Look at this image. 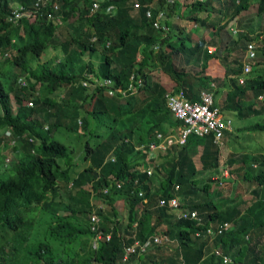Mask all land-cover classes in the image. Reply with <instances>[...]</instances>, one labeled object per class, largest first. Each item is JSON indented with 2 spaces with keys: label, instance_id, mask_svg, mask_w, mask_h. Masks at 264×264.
<instances>
[{
  "label": "trees",
  "instance_id": "obj_1",
  "mask_svg": "<svg viewBox=\"0 0 264 264\" xmlns=\"http://www.w3.org/2000/svg\"><path fill=\"white\" fill-rule=\"evenodd\" d=\"M36 1L0 0V55L8 53L0 58V226L6 230L0 264H264V152L227 150L230 175L246 182L250 195L222 199L215 195L223 185L198 175L223 165L212 131L170 145L155 164L161 173L155 188L158 175L147 173L144 155L130 141L182 124L153 70L174 80L172 93L200 101L212 82L222 110L260 117L224 128L221 142L237 139L239 129L264 130V103L256 104L264 66L239 83L243 61L236 52L253 38L252 14L264 25V0L256 10L250 0ZM51 44L64 54L36 62ZM188 55L193 65L200 60L196 73L177 69L175 57L182 64ZM212 57L223 76L210 75ZM248 60L260 64L259 57ZM14 68L25 85H15ZM221 88L224 97L216 100ZM72 136L83 141L81 164L68 145ZM10 142L9 155L2 149ZM174 193L182 206L197 210L195 217L170 210ZM117 199L125 200L124 222ZM95 212L98 227L111 236L92 247ZM224 222L228 227L218 231ZM152 235L168 238L171 248L159 251L162 242L154 243L122 259L125 245ZM217 246L231 260L216 254Z\"/></svg>",
  "mask_w": 264,
  "mask_h": 264
},
{
  "label": "rangeland",
  "instance_id": "obj_2",
  "mask_svg": "<svg viewBox=\"0 0 264 264\" xmlns=\"http://www.w3.org/2000/svg\"><path fill=\"white\" fill-rule=\"evenodd\" d=\"M183 1V0H182ZM184 1H188V0H184ZM256 7L255 2L253 6H250L249 9L250 10H254V8ZM184 8V7H183ZM248 9V10H249ZM259 15L257 13L252 14V20H251V25L253 27V29H257L259 28L258 23H259ZM199 34V33H198ZM64 35V34H63ZM200 35V34H199ZM62 37V36H61ZM64 50H62L61 48H59L58 46H55L53 44H51L46 50H43L38 59H36V62H42L46 59H51L53 57L59 56V55H63ZM262 56L264 57V54H262L261 49H258V57ZM87 55H84V59H87ZM2 59V58H1ZM257 59V58H256ZM186 61H184L182 64L180 63V57L178 56L177 58L175 57V62L177 63V69L181 70L182 69V65L188 69V71H191L192 73H196L195 70H198L200 68V60H198L194 65L190 62L191 57L188 55L186 56ZM181 64V65H180ZM214 67V66H213ZM207 69H205L206 71ZM17 71V70H16ZM216 71V68L214 67L213 69H210V72L214 73ZM150 75L155 77V79L162 80V84L166 87V88H170V80H172L170 78V76H168L166 73H164L162 70H153L152 72H150ZM162 78H165L162 79ZM215 86H211L210 90H212ZM226 89L221 88V91L219 92L218 96L216 97V100L223 98L224 94H225ZM261 101V99H260ZM223 113L227 116H230L232 119V126L236 127H242L245 124H249L255 120H259L260 117L256 116L255 114L247 116V117H238L236 115L233 114L232 111L230 110H222ZM259 116H264V113L260 114ZM120 122V120H118ZM118 122V123H119ZM235 133L238 134L239 137H237V139L233 140L232 142H228L227 138L224 137L222 142H220V156L222 159V163L223 165L219 166V169L217 172H213L207 169L202 170L198 175L200 178L205 179L207 178V176L212 175L216 179L217 181L220 182L221 185H219L218 188H221L222 185V189H223V193L221 195L216 194L215 198H228V197H241V198H246L250 195L249 191H246L247 189V185L246 182H244L243 180L241 181L238 176H235L233 173V176L230 175V172L228 171V174L222 175L223 170L225 167H227V165L224 163L225 160V154L227 152V150L229 149H236L237 152H242L243 150H246L249 154H252L254 152L259 153V152H264V130H253V131H248V130H242L239 129L237 131H235ZM89 136V133H87ZM0 138H2L0 136ZM3 139V138H2ZM140 138L138 137H133V140H130L131 142L137 144L139 142ZM9 142V141H8ZM83 143V141H80L79 138H76L74 136L71 137V140L69 139L68 141V145L70 148H73L74 150V158L75 161L79 162L81 164V160H83V157L80 156L78 152L80 151V145ZM10 145L11 142L8 143V145L5 147H3L2 152L3 153H8L9 155L12 154L13 152L10 151ZM251 152V153H250ZM144 165V163H143ZM224 167V168H223ZM228 168V167H227ZM153 172H155V175L158 176H152L154 178L153 182H158V180L161 178V173L154 170ZM218 182V183H219ZM67 190V189H66ZM62 193H64L63 191H61ZM219 193V192H218ZM93 200L94 202H98L99 198L94 195L93 196ZM114 204L116 205L117 209L120 211L121 215H122V220L123 222L125 220H127V212H126V204H125V200L124 199H117L114 201ZM125 206V207H124ZM158 234H160L158 232ZM172 246V242L166 240H163L161 243V246H158V250L159 251H165L163 249H170ZM163 247V248H161ZM166 252V251H165Z\"/></svg>",
  "mask_w": 264,
  "mask_h": 264
},
{
  "label": "clouds",
  "instance_id": "obj_3",
  "mask_svg": "<svg viewBox=\"0 0 264 264\" xmlns=\"http://www.w3.org/2000/svg\"><path fill=\"white\" fill-rule=\"evenodd\" d=\"M38 1H42V0H37L36 2H38ZM250 2H252V3L255 2V5L257 6V0H250ZM255 10H256V7H255ZM26 12H28V11H26ZM259 17H260L259 18V23H258L259 28L253 30V38H252V40L246 42L247 43L246 47H243V48H241V49H239V50L236 51V52L242 54V61H243L241 72L237 75V81L239 83H245L247 76H251L252 74H255L256 73V70L259 71V70L262 69V66H264V57H262V56H259V58H260V61H259L260 64L259 65H257L256 62H251V61L248 60L249 58L258 57V49H261L262 54H264V25H263V21L261 20V16L260 15H259ZM63 39H64V37H63ZM209 50L210 51H213L214 50V47L213 46H210L209 47ZM4 56H8V53L5 52L4 55H0V58L3 59ZM212 60H213L214 63H216V65H214V67L216 68V71L214 73H212V72L209 71L210 72V75H212V76H223L224 68L219 63V60L217 58H214V57H212ZM217 64L220 65L221 70L218 67H216ZM183 69H184V71H188L187 68H183ZM13 70L16 72V75H17L16 80H15V85H18V84L19 85H25L26 78H25L24 74L21 73V72H19L18 69H16V68H14ZM172 82H174L173 79H172ZM141 83H142V80H141V77H140L139 80H138V85H141ZM211 86H214V83L211 82ZM164 88H165V93L164 94H165L166 102L168 104H169V95H175L176 97H179V98H182V99H187L190 102L192 101L188 97H186L185 94L181 90H179V91L176 90L175 92L172 93L171 90H170V88H166L165 86H164ZM202 91H209L211 93L212 99H213L212 106H214V105L218 106L219 109H220V113H221L222 117L224 118V116H226L224 119H227L228 118L230 120L231 127L228 128V129L234 128V126H232V119H231V117L225 115L223 113V111H222V108L218 104L215 103L212 90L202 89L201 92ZM201 92H200V95H201ZM35 93H36V91H35ZM260 99H261V101H260ZM194 101H199V100L196 99ZM29 102H31V103H29ZM260 102L264 103V93L263 94H259L257 96V102H256V104L257 103H260ZM32 104H33L32 103V99H29L27 101V103H26V105H28V106H31ZM170 112H171L172 115H174V118H178V119L182 120V124H177L172 130H170V132H168L166 134H162L159 131H157L156 133H153L152 132L151 134L144 136L145 138H143V139L140 138V140H139V142L137 144L133 143V149L136 150L138 152V154H140V155L143 154L144 155L143 161H142L141 164L144 163V165L146 167L145 169H146V171H147L148 174L153 173V171L155 170L154 169L155 168V164H157L159 162L161 156L164 155L167 152V149L169 148L170 145H172V144L182 145V144H184L186 142V139L187 138H185V140L183 142H178V140H177V138H178L177 131H178V129L181 126H185L186 125L185 122L183 121L182 118H179L178 116H176L174 114L173 110L171 109V106H170ZM168 137L172 139V141L170 143H167L166 142V139ZM150 143H154L155 146L154 147H150V145H149ZM160 144H164L165 147L162 148V146ZM217 171L218 170L213 171V172H217ZM227 174H228V168L225 167L224 170H223L222 175H225L226 176ZM207 177L215 178L212 175H209ZM177 188H178V186L175 185V189H177ZM106 190H107V188H106ZM103 191H104V188H103ZM139 193L141 194V191ZM174 196H178V198H179V203H178L177 206H173L172 204L169 203V200L172 197H174ZM159 203L160 204H165V199L163 197L160 198ZM167 204H168L170 210H172V211H176V212L180 213L183 216L195 217V216H192L190 214V211L193 210L194 208L188 209L187 207L182 206L181 205V197L177 193H174V195H172L171 197H169V199L167 200ZM194 210H196V209H194ZM196 212H197V210H196ZM6 228L9 231H12V229L8 228L7 226H6ZM5 231H6L5 228L4 227L2 228L0 226V245H1V237L3 235L6 236ZM196 231H198V230H196ZM196 231L194 233L195 234H198L199 232L196 233ZM155 237H157L158 240H155ZM147 239L150 240V243H149L148 248H147V249H149L150 247H153L154 246L153 245L154 243L155 244L161 243L165 238L162 239V237H159V235H152V236H148L145 240H147ZM166 239H168V238H166ZM216 248L221 249L219 246L215 247V249Z\"/></svg>",
  "mask_w": 264,
  "mask_h": 264
},
{
  "label": "built area",
  "instance_id": "obj_4",
  "mask_svg": "<svg viewBox=\"0 0 264 264\" xmlns=\"http://www.w3.org/2000/svg\"><path fill=\"white\" fill-rule=\"evenodd\" d=\"M134 6H138V2H134ZM20 13V11H15V15L17 16ZM148 15L150 12H148ZM157 17L160 16V13L156 14ZM31 103V102H29ZM213 104L212 95L209 91H202L201 92V101H188L187 99H182L179 97H176L175 95H169V105L171 106V109L173 110L174 114L178 116L179 118H182L185 122V126H181L178 131V142H183L185 138L188 137L189 134L195 133L197 135H202L205 132L212 131L214 134L215 140L221 142V137L223 136V129L224 128H230L231 122L230 120L224 119L220 113V109L218 106ZM176 140V139H175ZM172 141L171 138H167L166 142L170 143ZM150 147H154V143L149 144ZM162 148L165 147L164 144H160ZM106 188H104V191ZM169 203L173 206H177L179 203L178 196H174L169 200ZM190 214L192 216H196L197 212L196 210H191ZM90 219H91V230L94 231L93 239H92V246L96 247L101 239L108 240L111 236L110 232H104L102 229L98 227V223L100 221V216L95 213H90ZM228 222H224L222 226H219L217 228L218 231H221L222 229H225L228 227ZM207 231L210 233L212 230L209 228ZM198 233V231H196ZM155 240H158L157 237H155ZM150 243V240L147 239L143 242H141L138 238L135 239L131 244L124 246V252L122 259L126 260L128 256L133 253L136 248H138V252H143L148 248V245ZM216 254L222 255L224 261L230 260V256L227 254H224L221 249L216 248L214 250Z\"/></svg>",
  "mask_w": 264,
  "mask_h": 264
},
{
  "label": "crops",
  "instance_id": "obj_5",
  "mask_svg": "<svg viewBox=\"0 0 264 264\" xmlns=\"http://www.w3.org/2000/svg\"><path fill=\"white\" fill-rule=\"evenodd\" d=\"M213 65H216V63H213ZM216 67H218V68L221 70L220 65L217 64ZM173 83H174V82H173ZM173 83H171L170 85L172 86ZM218 169H219V167H218L216 170H218ZM151 183H152L151 186H152L153 188H155V186H157V183H158V182L156 181V182H151ZM93 234H94V233H93ZM92 239H93V235H92V237H91V239H90V241H91V245H92ZM92 247H93V246H92ZM122 256H123V254H122ZM122 256H121V257H122Z\"/></svg>",
  "mask_w": 264,
  "mask_h": 264
}]
</instances>
